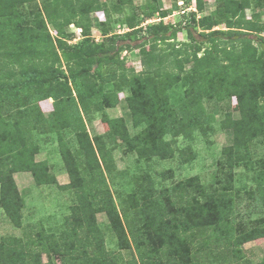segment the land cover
<instances>
[{"label":"trees","instance_id":"16d2710c","mask_svg":"<svg viewBox=\"0 0 264 264\" xmlns=\"http://www.w3.org/2000/svg\"><path fill=\"white\" fill-rule=\"evenodd\" d=\"M113 1L0 0V209L15 227L25 229L24 238H1L0 264H44L43 254L50 258L45 264H54L52 257L61 264H220L209 257L195 262V252L224 246L232 248L237 263L243 262V246L264 237V217L247 229L235 226L233 189L234 169L250 160L252 140L264 137V0L256 2L262 12L254 11L251 18L246 14L251 0H216L213 14L185 15L181 28L161 20L146 30L142 25L157 13L167 16L157 0L136 8L133 0ZM195 1L203 13L206 1ZM127 7L136 13L124 18ZM100 12L106 16L101 23L105 35L111 23L125 24L129 31L97 43L92 15ZM114 13L120 15L115 21ZM71 26L82 31L83 39L75 45L69 44ZM181 31L187 42L178 45ZM126 49L140 51V72L120 59ZM178 85L186 87L184 97L173 106ZM123 89L129 92L124 100L119 95ZM48 99H53L52 118L40 105ZM214 99H235L239 115L226 113L221 124L233 132V144L222 151V188L208 193L189 179L158 190L150 179H134L136 192L121 214L107 182V173L116 169L109 145L120 141L139 160L173 159L179 151L176 139L191 140L213 121L204 101ZM121 102L139 132L131 135L124 118H108L107 132L92 137L86 119ZM34 133L56 136L70 178L62 188L77 197L58 234L47 233L40 224L29 230L23 224L25 201L14 175L27 172L37 185L57 184L48 162L36 161L40 145ZM182 157L184 163L192 159ZM256 183L254 194L264 210V167ZM98 213L109 220L117 253L106 247ZM125 250L136 251L138 258L124 263ZM258 264H264V256Z\"/></svg>","mask_w":264,"mask_h":264},{"label":"rangeland","instance_id":"374dc122","mask_svg":"<svg viewBox=\"0 0 264 264\" xmlns=\"http://www.w3.org/2000/svg\"><path fill=\"white\" fill-rule=\"evenodd\" d=\"M106 1V0H102ZM134 7L145 5L148 0H133ZM155 2L160 12H165L166 17H162V14H157L152 20L146 22L144 30L148 27V23L158 24L161 20L166 25L172 27L181 28V24H184L183 16L195 12L198 17L203 15H211L217 9L216 0H205V9L203 13H198L197 3L195 0L187 3L185 0H157ZM184 2L181 7L180 3ZM258 0H251L252 9L247 10L246 14L248 18H251L254 11H261V8L256 7ZM116 3V0L111 4ZM177 8H176V7ZM135 8L131 11L130 7L125 8L124 18L131 17L136 13ZM183 12H185L183 14ZM262 22L264 23V13ZM120 17L119 14H113L112 19L115 20ZM92 18L98 22L100 19L105 20L106 16L100 13H94ZM183 22V23H182ZM113 31L124 33L128 30L126 26H120L116 23ZM53 36L56 35V31L53 27H49ZM100 29V28H99ZM216 29H224V26H219ZM68 29L70 36L82 38L81 32L71 31ZM95 38L100 36L97 30L92 32ZM74 37L69 41L72 45L75 44ZM264 37V33L262 34ZM187 42V36L185 32L178 33L175 44H181ZM136 43V42H135ZM135 43H132L134 45ZM150 45L147 46L149 48ZM166 45H161V48L166 49ZM120 59H124L126 62V68L133 69L136 72L142 70L140 51L138 49L129 50V52L123 51L120 54ZM106 87V89H108ZM112 88V86H110ZM185 86L178 85L173 89L172 104L176 106L178 101L184 97ZM120 98L125 99L129 95L128 90L123 89L119 92ZM47 115H53L52 105H49L48 100H42ZM204 106L209 114L213 115V121L205 126V129L198 130L194 133L193 139L188 140L180 137L175 140V147L178 148V152L175 157L170 160H159L153 158L152 160H139L138 156L133 152L126 151V148L120 141L116 144L109 145V148L113 149V162L116 169L111 173H107V182L111 191V194L117 204L118 211L124 214L130 207L129 196L135 194L136 183L134 179L140 180L145 177L150 179L154 187L158 190H168L169 188L179 186L185 183L189 179H196L199 185L204 186L208 193L214 192L216 189L222 188L224 184L220 183L226 178L221 168V161L223 160L222 151L225 147L233 144V132L222 128V122L226 113L233 112L235 118H239L238 113L234 110L236 106V100H226L218 102L217 99L204 101ZM108 118H124L131 135H135L140 129H135L131 122V113L125 104L121 102L116 108L108 109L103 113L95 114L86 119V125L88 132L92 137L100 136L107 132L109 125L107 123ZM36 140L39 142L40 151L36 155V161L49 160L54 167V177L57 179V184L49 186L35 185L32 174H23L18 178L14 175L15 182L19 186L20 194L25 201V208L23 210V224L26 229L29 230L32 225L40 224L47 233L58 234L63 229L65 218L71 214V207L77 204V197L75 191L63 189L70 183V178L64 169V163L59 154V147L56 144V139L50 137L51 142L43 143L47 137L34 133ZM46 135V134H45ZM72 136L69 134V137ZM167 140H171V136L166 137ZM54 141V142H53ZM185 149V150H184ZM184 151V155L180 153ZM182 156H189L191 161L188 163L182 162ZM49 163V164H50ZM264 167V137L255 138L250 144V160L243 163L234 169L233 189L237 195L235 202V226L243 225L246 229L256 220L264 217V210L261 201L258 198L257 193V174ZM17 178V179H16ZM1 190V188H0ZM22 192V193H21ZM173 195V192L170 194ZM98 225L100 226L104 237L106 247L109 251L118 252L117 239L110 227L109 220L104 213H98L96 215ZM25 229L15 227L9 218L5 215L2 209H0V240L1 238H24ZM201 239L197 237V242ZM225 247V246H224ZM215 250L214 247L210 249H204L202 251L195 252V262L205 263L210 260H214L220 264H258L262 261L264 256V237L257 240L246 243L243 246V262L237 263L232 254V248ZM138 258L136 251L125 250L121 253L124 263L131 261L133 257ZM215 258V259H214ZM50 258L47 254L42 255V262L48 263ZM54 264H61L59 258L52 257Z\"/></svg>","mask_w":264,"mask_h":264},{"label":"crops","instance_id":"0c3cea01","mask_svg":"<svg viewBox=\"0 0 264 264\" xmlns=\"http://www.w3.org/2000/svg\"><path fill=\"white\" fill-rule=\"evenodd\" d=\"M157 14H160V13H157ZM93 19V28H92V32L93 31H95V30H97V32H99L100 33V36L99 37H97V38H95L94 36H93V38L95 39V41L97 42V43H102V42H104L109 36H111L112 34H123V33H118V32H116V31H113L114 29H115V27L116 26H119V25H117V24H115V23H111V25L110 26H106V29H108L107 30V32H109V34L108 35H105L104 34V32H103V29H104V24H101L102 22H107L106 21V19L105 20H103V19H100L99 20V22H98V19H97V21L96 20H94V18H92ZM117 19H119V16H118V18ZM115 21V20H114ZM150 21V20H149ZM149 21H147V22H149ZM120 24V26H121V23H119ZM146 24V22L142 25L143 27H144V25ZM148 24H151V23H148ZM114 25H116V26H114ZM122 26H126L125 24L124 25H122ZM70 28H72V29H74V30H71V31H77V32H82L80 29H78V28H76L75 26H71ZM100 28V29H99ZM126 28H127V26H126ZM129 31V29L128 30H126L125 32H128ZM124 32V33H125ZM81 36H82V33H81ZM82 39H83V37L82 38H77V37H74V42L75 41H77V42H75V44H78L79 42H81L82 41ZM69 44H71L72 45V42L71 41H69ZM74 44V45H75ZM125 52H129V50H124ZM48 101H49V105L51 104H53V99H48ZM40 105H41V107L43 108V111H44V113H45V116L46 117H48V118H52V117H54V114L53 115H47V112L45 111V109H44V106H43V104H42V101H40ZM39 134V133H38ZM40 135H44L43 136V138L44 137H47L48 136V138H46L45 139V141H43V143L45 144V143H47V141H49V142H51L52 143V141H51V139H50V137L53 139V137H56L54 134L52 135H45V134H40ZM54 142V141H53ZM56 144L58 145V143H57V141H56ZM60 154V153H59ZM61 156V155H60ZM44 161H46V162H48V164L50 163V161L47 159V160H44ZM44 161H39V162H44ZM49 165H53V164H49ZM54 169V167H51V170H53ZM61 170H64L65 171V168L63 169H61ZM52 174H53V172H51ZM23 174H28L27 172H21V173H16V176H17V178L20 176V175H23ZM31 174V173H30ZM54 176V175H53ZM16 178V179H17ZM34 181V180H33ZM35 182V181H34ZM35 185H36V183H35ZM37 186V185H36ZM45 187L46 186H49V185H44ZM19 187V186H18ZM42 187H43V185H42ZM22 193V192H21Z\"/></svg>","mask_w":264,"mask_h":264},{"label":"built area","instance_id":"2783aa9c","mask_svg":"<svg viewBox=\"0 0 264 264\" xmlns=\"http://www.w3.org/2000/svg\"><path fill=\"white\" fill-rule=\"evenodd\" d=\"M183 5H184V2H181V3H180V6L182 7ZM184 13H185V12H183V14H184Z\"/></svg>","mask_w":264,"mask_h":264}]
</instances>
